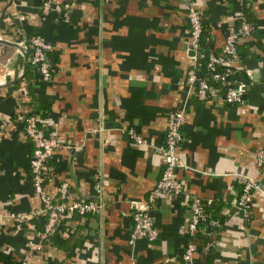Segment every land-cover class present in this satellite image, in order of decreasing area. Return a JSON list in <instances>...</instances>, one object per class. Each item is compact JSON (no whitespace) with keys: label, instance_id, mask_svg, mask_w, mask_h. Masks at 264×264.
Instances as JSON below:
<instances>
[{"label":"crops","instance_id":"0c3cea01","mask_svg":"<svg viewBox=\"0 0 264 264\" xmlns=\"http://www.w3.org/2000/svg\"><path fill=\"white\" fill-rule=\"evenodd\" d=\"M42 1L0 0V264H182L187 239L177 228L188 219L189 194L221 203L214 254L202 264H264V168L255 162L264 148V0H52L45 18ZM65 1L67 21L59 17ZM190 5L200 10L215 51L239 13L253 22L236 46L241 101L228 103L220 93L199 99L188 84ZM33 33L50 44L47 81L28 60ZM176 105L184 110L175 171L183 194L157 198L149 211L155 237L130 246L133 202L161 172L167 114ZM28 112L59 143L47 160L46 189L54 193L66 180L67 199L102 205L66 217L41 243L34 233L41 216L20 217L39 205L23 130ZM249 176L263 190L243 213L234 199ZM28 240L40 247L28 248Z\"/></svg>","mask_w":264,"mask_h":264},{"label":"built area","instance_id":"2783aa9c","mask_svg":"<svg viewBox=\"0 0 264 264\" xmlns=\"http://www.w3.org/2000/svg\"><path fill=\"white\" fill-rule=\"evenodd\" d=\"M240 4L248 5L250 0H237ZM60 18L68 20V2H62ZM55 9L52 0H43L40 4V16L45 18L50 16ZM58 16L52 18L56 19ZM188 38L185 41L184 49L192 64L186 73V80L194 88L197 98L204 99L210 93H220L223 88L222 99L228 103L241 101L244 82H235L230 76V66L236 67L239 61L237 52V42L240 38L247 36L254 28L252 21L246 19L242 14H238L235 20L226 27L222 45L218 52L210 51L207 54L205 68L209 74H200L196 63L197 51L200 46L199 37L201 31V13L194 6H188L187 10ZM28 60L35 67L39 78L47 81L51 76V61L47 56L50 44L39 33H33L28 37ZM218 66H225L218 70ZM249 73V70H246ZM234 81V83H231ZM166 130L164 134L163 145L160 148V159L162 163L161 172L154 185L147 191L145 197L139 201L133 202V212L131 214V227L127 235V243L133 246L138 238L152 240L155 237L156 230L152 224L150 208L157 198H172L183 194L182 185L177 178L175 171L182 166L176 148L182 135L180 124L184 120V110L181 105H176L167 114ZM3 124V121L0 120ZM37 116L28 112L23 118V130L31 142V153L29 156L28 169L31 185L36 195L39 205L27 214L20 217L24 220L39 215L43 217L41 228L34 231L35 235L41 240L46 238L53 230L60 219L70 216L73 213L85 214L97 212L101 209V202L93 199L71 198L67 199L68 182L61 180L55 186V192H49L45 183L47 181V160L53 149L58 146V141L53 135L45 134L42 128L37 124ZM136 140H141L139 136ZM255 162L258 167L264 168V148H258L255 151ZM263 190L258 180L252 176L246 177L240 191L237 193L234 204L241 209L243 213L248 212L252 203V195L256 191ZM264 191V190H263ZM203 198L189 194L187 196V205L189 216L185 223L180 224L177 231L180 234H191L198 223L204 217ZM209 201V199H205ZM40 243L26 242L28 248L40 247ZM195 245L187 239L181 251L183 264H194L193 254ZM22 264V263H17Z\"/></svg>","mask_w":264,"mask_h":264},{"label":"trees","instance_id":"16d2710c","mask_svg":"<svg viewBox=\"0 0 264 264\" xmlns=\"http://www.w3.org/2000/svg\"><path fill=\"white\" fill-rule=\"evenodd\" d=\"M209 42L210 40L207 36V33L204 31L203 24L201 23V31H200V37H199L200 46L198 48L197 58H196V63L198 65V70L200 74L208 75L210 72L209 70L205 68V61L207 59L208 52L210 51L218 52L219 51V50L215 51L211 49L209 46ZM224 68L225 66L217 67L218 70H222ZM235 69L236 68L233 67V65L230 66L229 76L232 79H233V74H234ZM232 79H231V83H234ZM222 91H223V88H220L219 92L221 93ZM242 185H243V182L240 183L238 192L240 191ZM203 200H204L203 207H204V213H205L204 217L198 221L195 230L191 234L183 236L184 239H189L195 245V249L196 248L198 249L199 257H197L196 259V257L194 258V255H193L194 264H202L203 262H209L212 259L213 254H214V241L218 237V233L221 228L220 220L223 217V215L220 212V207H221L220 202H214L213 200H209L206 202L204 198ZM41 218L44 219L43 217ZM65 218L59 220V222L54 226L52 232L57 230V228L61 225V223L64 221ZM37 227L38 228L36 229H40L41 225ZM49 235L46 238L42 239V241L48 240ZM182 264H183V261H182Z\"/></svg>","mask_w":264,"mask_h":264},{"label":"water","instance_id":"95a60500","mask_svg":"<svg viewBox=\"0 0 264 264\" xmlns=\"http://www.w3.org/2000/svg\"><path fill=\"white\" fill-rule=\"evenodd\" d=\"M4 41V40H3ZM13 45H15V46H17L19 49L21 48V46L19 45V44H17V43H15V42H11ZM23 55H24V57H25V53H24V51H23ZM7 83H9V82H7Z\"/></svg>","mask_w":264,"mask_h":264}]
</instances>
